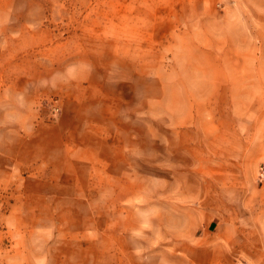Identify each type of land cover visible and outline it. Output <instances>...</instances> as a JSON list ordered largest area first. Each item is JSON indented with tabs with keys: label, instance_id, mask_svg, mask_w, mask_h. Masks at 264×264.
I'll use <instances>...</instances> for the list:
<instances>
[{
	"label": "rangeland",
	"instance_id": "374dc122",
	"mask_svg": "<svg viewBox=\"0 0 264 264\" xmlns=\"http://www.w3.org/2000/svg\"><path fill=\"white\" fill-rule=\"evenodd\" d=\"M184 1L0 0V132L13 142L25 133L54 158L44 174L59 179L55 221L73 224L77 242L86 228L114 221L132 192L162 200L179 190L197 137L181 134V124L194 108L200 123L211 117V104L181 98L225 95L195 85V64L213 56L181 54L170 36L186 29ZM6 217L2 206L0 264H20ZM74 257L58 264H91L79 250Z\"/></svg>",
	"mask_w": 264,
	"mask_h": 264
},
{
	"label": "crops",
	"instance_id": "0c3cea01",
	"mask_svg": "<svg viewBox=\"0 0 264 264\" xmlns=\"http://www.w3.org/2000/svg\"><path fill=\"white\" fill-rule=\"evenodd\" d=\"M181 8L186 29L171 38L180 40L181 54L213 56L208 65L195 64V85L225 95L181 98L211 104V117L205 112L200 123L194 108L181 124V134L197 137L179 190L162 200L132 192L116 206L114 221L86 228L77 242L73 224L55 221L59 179L52 169L44 174L54 158L25 133L16 132L13 142L0 132V207L7 208L20 264L75 263L76 250L91 264H234L236 255L264 264V0H185ZM17 182L26 185L14 190Z\"/></svg>",
	"mask_w": 264,
	"mask_h": 264
},
{
	"label": "built area",
	"instance_id": "2783aa9c",
	"mask_svg": "<svg viewBox=\"0 0 264 264\" xmlns=\"http://www.w3.org/2000/svg\"><path fill=\"white\" fill-rule=\"evenodd\" d=\"M259 180L261 183L264 184V164H262L260 166V169H259ZM234 264H247L246 262H244L243 260L241 259H237L236 262Z\"/></svg>",
	"mask_w": 264,
	"mask_h": 264
}]
</instances>
